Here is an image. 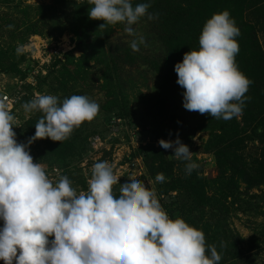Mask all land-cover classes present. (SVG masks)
<instances>
[{
    "label": "clouds",
    "instance_id": "9594fccd",
    "mask_svg": "<svg viewBox=\"0 0 264 264\" xmlns=\"http://www.w3.org/2000/svg\"><path fill=\"white\" fill-rule=\"evenodd\" d=\"M87 15L99 28L124 24L136 37L133 52L145 43L131 27L140 18L154 19L150 2L133 6L132 0H89ZM9 27H11L9 25ZM239 30L229 12L213 13L198 37V49L189 50L173 66L175 83L182 89V107L208 117L230 119L242 114L251 83L235 63ZM23 46H18L19 53ZM26 114L42 113L34 135L17 143L14 116L0 103V261L3 264H219L215 248L206 247L201 230L183 219H170L153 189L137 176L120 183L111 165H92L86 191H77L66 176L55 181L27 151L35 140H66L74 128L91 121L99 105L84 95L63 100L38 94L22 104ZM173 157L187 161L185 172L196 167L191 152L177 137L158 140ZM156 182H163L157 173ZM51 237V239H49ZM207 252V254H206Z\"/></svg>",
    "mask_w": 264,
    "mask_h": 264
},
{
    "label": "rangeland",
    "instance_id": "374dc122",
    "mask_svg": "<svg viewBox=\"0 0 264 264\" xmlns=\"http://www.w3.org/2000/svg\"><path fill=\"white\" fill-rule=\"evenodd\" d=\"M68 1L62 0V5H55L54 0H0L2 50L6 49V57L10 59L9 63L17 64L19 58L24 55V60L18 64V71L7 74L11 77L23 78V83L18 90L20 95L10 111V114L14 116L12 131L15 133L16 141L17 143H26L34 135V126L42 113L37 111L26 114L22 104L36 95H55L58 101L74 94L87 96L99 105V110L91 121H85L73 129L71 136L75 141L72 148L70 150L68 148L51 150L42 140H35L27 148L33 162L40 163L49 178L54 181L60 175L66 176L72 187L79 193L87 189V180L90 178L92 165L99 161H106L119 178L118 183L113 185V192L118 191L120 183L127 182L133 175L137 176L145 183L146 187L148 185L154 190L159 203L167 214V209L163 205L172 201L171 194L175 196V192L162 195L165 180L156 182L155 177L149 176L148 164L138 154L137 149L139 146L147 147L150 143L153 145L156 141L153 140L154 137L166 141L178 137L181 143L190 138L191 148H188L192 153L190 162L196 164L192 171H196L206 180L216 178L218 174L215 156L211 150L206 148L209 134L197 129L205 114L185 110L182 107V90L174 85H169V83H161L154 73L146 71L147 67H144L142 62L140 68L133 70L122 64H113L109 61L113 50L129 47L130 41L136 38L130 37L124 32V24L111 25L107 35H104L101 29H90L82 37L78 48L76 36L71 31L73 28L69 25L68 15L76 12V8L72 7V4L77 6L89 0ZM52 3L56 8L52 6ZM41 8L47 10L42 21H40L41 18L39 19L41 15L39 9ZM6 15L9 19L12 16L10 20L15 21V23L11 21L14 26L9 29V34L13 32L16 35L13 40H9L5 30H3L4 34L2 33L1 25H5ZM25 17H27L28 25L35 23V27L39 31V35L28 36L26 41L21 40L25 34L26 26L20 25L25 21ZM131 27L137 37L143 35L145 40V43L136 51L140 59L156 58L163 53L153 20H148L145 16ZM60 31L62 33L59 35ZM7 45L15 48L16 55H10L11 49ZM18 46H23V50L19 53L16 51ZM66 53H71L76 59L85 53L89 58L86 64L85 80L78 81L73 86L70 84L63 90L59 85L60 78L57 72L59 66L52 69L51 64L55 58L64 60L63 55ZM28 65L29 67L31 65L30 71L25 76L27 71L25 69ZM106 66L109 68L113 84L112 90L115 92L117 101L111 111L104 110L103 106L107 98L105 92L99 88L104 81L102 76L106 71ZM1 70L2 66H0V73H2ZM140 76L145 77L144 82ZM4 80L6 87L13 85V81L6 76ZM145 95L158 96L165 101L167 115L164 116V119L156 121L149 116L145 105ZM170 114H174L180 123L179 128L177 127L175 131L171 130L174 126L168 123ZM120 117L121 121H117V118ZM234 117L237 121L240 118L239 115ZM95 136H99L100 141L95 142L93 140ZM244 143L243 158L247 162L258 158L261 146L257 142ZM158 149L163 151V156L167 161L178 162V167L174 169V175L185 169L187 161L171 156L172 149L165 150L160 146ZM157 166L156 164L155 168L153 167L155 176L158 173ZM239 190L242 193L247 192L249 195L254 194L256 197L251 202V206L244 205L241 208L234 206L227 213L225 221L222 222L223 227L229 230L230 242L237 243L241 250L240 256L233 260V264H264V229H262L264 226V184L247 189L246 185L240 182ZM252 237H256V242L249 244ZM250 246H255L256 249L249 250ZM0 264L3 262L0 261Z\"/></svg>",
    "mask_w": 264,
    "mask_h": 264
},
{
    "label": "trees",
    "instance_id": "16d2710c",
    "mask_svg": "<svg viewBox=\"0 0 264 264\" xmlns=\"http://www.w3.org/2000/svg\"><path fill=\"white\" fill-rule=\"evenodd\" d=\"M141 2H150L147 11L154 15L152 20L157 28L163 53L156 58L140 59L136 51L133 52L130 47H121L113 50L109 61L133 70L140 68L142 62V65L147 67L146 71L154 73L161 83L174 85L182 92L183 89L175 83L176 74L173 66L182 60L185 52L198 49V37L205 21L213 13L227 10L239 30V35L235 37L239 48L235 55V63L238 70L251 81L244 93L247 99L244 101L242 114L239 115L238 121L235 117L225 120L208 117L205 114L197 128L200 132L209 134L206 148L215 156L217 177L206 180L196 171L186 174L185 169L174 175L178 162L167 161L163 151L156 149L152 144L147 147L139 146L137 149L138 154L148 164L147 172L151 178L155 177L153 171L156 164L158 165L156 171L163 173L165 181L162 195L175 192L172 201L163 205L167 209L169 218L179 217L189 226L201 230L206 247L213 246L220 255L219 264H233V260L240 256L241 250L237 243L230 242L229 230L223 227L222 222L234 206L238 208L244 205L251 206V202L256 197L254 194L242 193L239 190L240 182L244 183L247 189L264 184V0H132L133 6ZM54 4L62 5V0H54ZM54 4L52 3V6L55 7ZM72 7L76 8V12L69 14L68 20L73 28L71 31L76 36L78 48L82 37L90 29H101L104 35L109 33L111 25L105 24L104 27L99 28L102 21L88 18V9L92 7L89 1L77 6L72 4ZM39 11L41 12L39 19L41 18L40 21H42L47 10L41 8ZM24 12L28 15L25 10ZM25 18V21L20 24L26 26L25 34L21 38L24 41L28 36L39 35L36 24L28 25L27 17ZM10 19L6 15V23L1 25V29L3 34V30L7 32L9 40H13L16 35L13 32L9 34V29L13 28L12 22L15 23V21ZM61 33L60 31L59 35ZM7 46L11 49L10 55H16L15 48ZM6 56L7 51L2 50L0 43L2 73L17 72L18 64L24 60V55L19 58L17 64L9 63L10 59ZM63 58L64 60L55 58L51 66L52 69L59 66L57 71L60 78L59 85L65 90L70 84L73 86L78 81L85 80L89 57L82 53L81 57L76 59L71 53H66ZM6 64L9 65L5 67ZM30 67L29 65L26 67L25 76L30 71ZM22 76L24 77V74ZM140 78L144 82L145 77L140 76ZM102 79L104 81L99 88L105 92L107 98L103 108L105 111H111L117 101L115 92L112 90V78L108 67ZM144 98L149 116L156 121L164 119L167 115L165 101L153 95H145ZM168 120V123L174 126L172 131L179 128L180 123L174 114H170ZM154 139L157 138L154 137ZM42 141L51 150L57 148L70 150L75 140L70 134L61 142H53L47 138ZM244 142H257L261 146L258 158L251 162L243 158ZM182 144L191 148L190 138ZM254 241L256 242V237H252L249 244H253ZM254 249H256L255 246L249 248V250Z\"/></svg>",
    "mask_w": 264,
    "mask_h": 264
},
{
    "label": "built area",
    "instance_id": "2783aa9c",
    "mask_svg": "<svg viewBox=\"0 0 264 264\" xmlns=\"http://www.w3.org/2000/svg\"><path fill=\"white\" fill-rule=\"evenodd\" d=\"M5 76L11 81H13V85H11V87L5 86L6 84L4 80ZM22 83H23V79H21L20 77H11L10 75L0 73V91H1L0 92V103H2L6 107V110H8L9 112L13 109V104L15 103L16 99L20 95L18 90L20 89V86L22 85ZM117 121H121V119L117 118ZM93 140L95 142H98L100 141V138L98 136H95ZM154 140L156 141L153 143V146L156 149H158L159 146H158L157 141L161 139H154ZM149 145H151V143ZM171 196H174V194H171Z\"/></svg>",
    "mask_w": 264,
    "mask_h": 264
}]
</instances>
